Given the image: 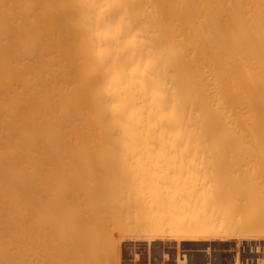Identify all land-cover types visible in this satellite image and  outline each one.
<instances>
[{"label":"bare ground","instance_id":"obj_1","mask_svg":"<svg viewBox=\"0 0 264 264\" xmlns=\"http://www.w3.org/2000/svg\"><path fill=\"white\" fill-rule=\"evenodd\" d=\"M253 153L264 0H0V264H119L121 242L147 264H238L207 253L239 242L253 259Z\"/></svg>","mask_w":264,"mask_h":264},{"label":"rangeland","instance_id":"obj_2","mask_svg":"<svg viewBox=\"0 0 264 264\" xmlns=\"http://www.w3.org/2000/svg\"><path fill=\"white\" fill-rule=\"evenodd\" d=\"M263 154H264V153H263ZM263 154H260V153H253V154H250V157H251V158H252V157H257L256 159L259 160V163H257V164H260L259 166L261 167V165H262V161H261V163H260V159H259V157H260L261 159L264 160V156H261V155H263ZM231 155H232V156H235V155H233V154H231ZM231 155L228 154V156L232 157ZM239 155H240V154H239ZM247 155H248V154H247ZM247 155L245 154V155H243V156H247ZM204 156L207 157L206 155H204ZM208 156H209V155H208ZM214 156H217V157L215 158ZM220 156H222V155H219V156H218V155H210V158L212 157L215 161H216V160L218 161V160L220 159ZM225 156H226V155H224V157H225ZM236 156L238 157V154H237ZM236 156H235V157H236ZM197 157H199V156H196V158H197ZM205 157H204V159H206ZM218 157H219V158H218ZM222 157H223V156H222ZM237 157H236V159H237V161H238V158H237ZM241 157H242V156H241ZM241 157H239L240 160L243 159V158H241ZM248 157H249V156H248ZM248 157H246V158H248ZM196 158L193 157V158H192V159H193L192 161H193L194 163H197V162L199 161L200 164H199V162H198V164H199L200 168H199V166H198L197 164H194L193 162H191V163H193V165H194V166L192 165V167H195L196 169H197V168H198V169H202V168L204 169V167H206V164L203 165L202 163H204V161L206 162V160H204V159H203V156H202V159H203L204 161L201 159V157H200V159H197L198 161H194ZM212 158H211L210 160H212ZM232 159H234V158H232ZM232 159H230V158H229V160L227 159L228 161H230V160L232 161V163L229 162L230 164H233V162H234ZM207 160H208V157H207ZM214 160H212L211 162H213ZM221 160H222V159H220V161H221ZM201 161H202V163H201ZM215 161H214V162H215ZM217 161H216V162H217ZM220 161H219V162H220ZM242 161H243V160H242ZM242 161H241V163H242ZM244 161H245V157H244ZM248 161H253V160L251 159V160H248ZM254 161H255V159H254ZM209 162H210V161H208V163H207V167H206V169H208V164H209ZM223 162H224V161H223ZM223 162H222V161L220 162V167H219L218 165H217V166L212 165V166H213V167L215 166V167H217L218 169L220 168L218 171L223 170L224 168L221 167V165L224 164V163L226 164V162H224V163H223ZM235 162H236V161H235ZM246 162H247V161H245V163H246ZM257 162H258V161H257ZM191 163H190V164H191ZM241 163H240V164H241ZM245 163H244V166H248V164H247L248 162L246 163L247 165H245ZM254 163H255V162H254ZM210 164H211V163H210ZM210 164H209V166H211ZM212 164H214V163H212ZM227 164H228V163H227ZM235 164H236V163H234V165H235ZM249 164H250V165H249L248 167L251 168V167H252L251 165H252L253 163H250V162H249ZM201 165H202V167H201ZM237 165H238V164H237ZM255 165H256V164H254V166H255ZM223 166H224V165H223ZM227 166H228V165H227ZM230 166H231V165H230ZM230 166H229V167H230ZM239 166H240V165H239ZM239 166H238V169L241 167V166H240V167H239ZM259 166H258V167H259ZM192 167H191V168H192ZM213 167H211V168L213 169ZM236 167H237V166H236ZM242 167H243V166H242ZM248 167H247V168H248ZM211 168H210V169H211ZM221 168H223V169H221ZM225 168H226V167H225ZM245 168H246V167H245ZM255 168H256V167H255ZM255 168H254V169H255ZM203 169H202V170H203ZM206 169H205V170H206ZM230 169H231V168H229V170H230ZM233 169H235L234 166H232L231 171H233ZM240 169H242V168H240ZM254 169H252V172H253ZM261 169H262V167H261ZM261 169H258V170L261 171ZM202 170H201V174H204L203 176H204V179H205V181H204V183H205V182H207L208 179H209V178H208V179L206 180V178H207V177H210L211 174H209V173H207V172L205 171V172L207 173V177H206V176H205L206 173H203ZM216 170H217V169H216ZM224 170H225V169H224ZM224 170H223V171H224ZM229 170H228V171H229ZM242 170L245 171V169H242ZM249 170H251V169H249ZM262 170L264 171V167H263ZM197 171H199V170H197ZM207 171H208V170H207ZM223 171H221V173H222ZM225 171H227V170H225ZM225 171H224V172H225ZM228 171H227L226 173H222V174H223V175H222L223 177H220V176H221L220 174H219L218 176H219L221 179H223V178L225 177L224 175H226L227 177H228V176H231V175H228V174H227ZM238 171H239V170H238ZM238 171H237V173H238ZM255 171L257 172V169H256ZM192 172H196V171H194V169H193ZM192 172H191V173H192ZM208 172L211 173V171H208ZM212 172H215V171H212ZM216 172H217V171H216ZM216 172H215V173H216ZM229 172H230V171H229ZM246 172H247V170H246ZM248 172L251 173V171H248ZM198 173H199V172H198ZM198 173H197V174H198ZM218 173H220V172H218ZM218 173H217V174H218ZM235 173H236V170L234 171V174H235ZM244 173H245V172H244ZM258 173H259V172H258ZM258 173H257V175H258ZM261 173H264V172L261 171ZM181 174H183V172H181ZM197 174H194V175H197ZM201 174H200V177H201ZM213 174H214V173H213ZM213 174H212V175H213ZM217 174H216V175H217ZM229 174H231V173H229ZM239 174H240V173H239ZM242 174H243V172L241 173V175H242ZM245 174H247V173H245ZM245 174H243V176H244ZM253 174H254V172H253ZM253 174H252V175H253ZM255 174H256V173H255ZM255 174H254V176H256ZM259 174H260V173H259ZM173 175H174V174H173ZM176 175H177V174H176ZM249 175H250V177H251V179H252L253 176H251V174H249ZM262 175H263V174H262ZM198 176H199V174H198ZM203 176H202V177H203ZM232 176H233V175H232ZM232 176H231V178H232ZM234 176H235V175H234ZM236 176H237V174H236ZM245 176H247V175H245ZM260 176H261V175H260ZM194 177H196V176H194ZM200 177H199V178H200ZM205 177H206V178H205ZM212 177H213V176H212ZM215 177H216V176H215ZM219 177H218V180L220 179ZM227 177H225V178L223 179V181L225 180L224 182H227V185H228V184L230 185V187H228L229 185L227 186V187H228L227 189L231 188V185H232V187H233L234 185H236V186L234 187L235 190H236V187H237V183H238V182L234 184L233 181H234V180L237 181V180H239V179H236L237 177H236L235 179H233V178H234V177H233V178H232L233 181L230 180V181L232 182V183L230 184V183H229L230 181H228V180L226 179ZM247 177H248V176H247ZM247 177H245V179H243V180L246 181V183L243 182V183L246 184V185L249 184V183H247L248 181L246 180ZM263 177H264V175H263ZM263 177L261 176L262 179H263ZM199 178H197V179H199ZM210 178H211V177H210ZM229 178H230V177H229ZM229 178H228V179H229ZM240 178H242V177H240ZM255 178H257V176H256ZM200 179H201V178H200ZM212 179H213V178H211V180H212ZM221 179H220V181H218V182L221 183ZM247 179H249V182H250V178L248 177ZM253 179H254V178H253ZM202 180H203V178H202ZM202 180H201V181H202ZM254 180H255V179H254ZM258 180H259V178L256 179V181L259 183V182L261 181V179H260L259 181H258ZM197 181H198V180H196V184L199 183V181H198V182H197ZM201 181H200V182H201ZM215 181H217V179H215ZM236 181H235V182H236ZM252 181H253V180H252ZM256 181H254V182L256 183ZM263 181H264V180H263ZM202 182H203V181H202ZM210 182H211V181H210ZM218 182H217V183H218ZM207 183H209V182H207ZM239 183H240V182H239ZM250 183H251V182H250ZM261 183H263V182H261ZM218 184H219V183H218ZM225 184H226V183H225ZM253 184H254V183H253ZM201 185H202V183H201L200 185H197V187H199V186H201ZM212 185H214V184H212ZM215 185H217V184L215 183ZM215 185H214V186H215ZM240 185H242V183H240ZM251 185H252V184H251ZM254 185H255V184H254ZM257 185H258V184H257ZM205 186H209V184H208V185L206 184ZM205 186L202 185V187H199L197 190H199L200 188H201V190H203V191H204V190H208V191H206V193H205V197L208 196L207 192L209 193V192L211 191L210 193H212V190H213L214 193H212V194H214V195H213V197H214L215 194H216L215 192H217V189H216V191H215V187H214V186L211 187V183H210V187H205ZM219 186H220V184H219ZM222 186H223V185L221 184V187H222ZM225 186H226V185H224V187H225ZM238 186H239V185H238ZM242 186H243V185H242ZM255 186H256V185H255ZM255 186H254V187H255ZM260 186H262V185H260ZM263 186H264V185H263ZM263 186H262V187H263ZM197 187H196V188H197ZM221 187H220V188H221ZM248 187H250V185H248ZM248 187H247V188H248ZM254 187H253V188H254ZM258 187H259V186H258ZM262 187H261V188H262ZM202 188H203V189H202ZM204 188H205V189H204ZM208 188H210V189L213 188V189L210 190V189H208ZM217 188H219V187L217 186ZM222 188H223V187H222ZM234 188H233L232 191H231L232 194L236 193V191H237V190L235 191ZM239 188L241 189V187H239ZM239 188H237V189H239ZM245 188H246V187H245ZM245 188H244V189L242 188V189L244 190V192L246 191ZM250 188L253 190L252 187H250ZM250 188H248V190H249ZM255 188L257 189V186H256ZM259 188H260V187H259ZM259 188H258V189H259ZM261 188H260V189H261ZM240 189H239V191H238V194L236 193V194H237L236 196H238L239 193H240V191H242V190H240ZM251 189H250V190H251ZM220 190H221V189H220ZM220 190H219V191H220ZM223 190H224V188H223ZM225 190H226V189H225ZM261 190H262V189H261ZM261 190H260V191H261ZM263 190H264V187H263ZM199 191H200V190H199ZM219 191H218V194H219ZM233 191H234V192H233ZM254 191H255V190H254ZM260 191H259V190H258V191L256 190L255 192H256V194H257V192H259V193H258V195H259V194H260ZM200 192L202 193V191H200ZM200 192H199V195H200ZM220 192H222V191H220ZM228 192L230 193V189L228 190ZM228 192H227V195H228ZM252 192H253V191H252ZM252 192H251V193H252ZM255 192H254V193H255ZM263 192H264V191H263ZM263 192H261V193H263ZM197 193H198V191H197ZM197 193H195V195H198ZM224 193L226 194V192H224ZM248 193H250V192H247V194H248ZM218 194H216V197H214L213 199L216 198L215 200H217V199L220 200V198L223 196V193H221L222 195L220 194L221 197H219V198L217 197ZM225 194H224V197L227 198L228 196H225ZM232 194H230V198H228L229 200L232 199V200L238 201L239 199H241V196H240V195H239V197H238V198H239L238 200H237V197L234 196V195H233V197H235V198H231V197H232ZM241 194L243 195L244 193L241 192ZM247 194H245V196H246L245 199L247 198ZM256 194H255V195H256ZM199 195H198V196H199ZM203 195H204V192H203ZM206 195H207V196H206ZM250 195H251V194H250ZM253 195H254V194H253ZM263 195H264V194H263ZM263 195L261 194L262 197H263ZM198 196H197V197H198ZM201 196H202V195H201ZM259 196H260V195H259ZM261 196H260V197H261ZM202 197H203V196H202ZM209 197H210V194H209ZM243 197H244V195H243ZM243 197H242V198H243ZM199 198H200V197H199ZM199 198H198V199H199ZM252 198H253V197H250V198H249V196H248L247 200H248V199H252ZM256 198H258V197L256 196ZM198 199H197V200H198ZM200 199H201V198H200ZM202 199H205V198L203 197ZM207 199H208V197H207ZM207 199H206V202H207ZM213 199H211L212 202L214 201ZM221 199H223V197H222ZM262 199H263V198H261V199L259 198L260 201H262ZM209 200H210V199H209ZM209 200H208L207 203H209V202L212 203V202L209 201ZM223 200H225V199H223ZM232 200H231V201H232ZM247 200H246L245 202H247ZM252 200H253V201H254V200L256 201L257 199H252ZM242 201H243V199H242ZM255 201H254L253 203H255ZM204 202H205V201H203L202 203H204ZM206 202H205L204 204H206ZM216 202H217V204H216ZM216 202L214 201L215 204H214V207H213V208H215V206L218 205V201H216ZM219 202H221V201H219ZM238 202L240 203V201H238ZM243 202H244V201H243ZM262 202H263V201H262ZM223 203H224V201H223ZM228 203H229V202H228ZM247 203H248V202H247ZM249 203H250V201H249ZM256 203H257V202H256ZM256 203H255V204H256ZM240 204H241V203H240ZM240 204H239V205H240ZM245 204H246V203H245ZM245 204H244V205H245ZM258 204H259V203H257V205H258ZM262 204H263V203H261V205H262ZM210 205H211V204H210ZM220 205H222V204L220 203L219 206H216V208H218V207H221V208H222V207H223V206H220ZM233 205H234V208H235V206H236L235 209H237L238 204H233ZM244 205L242 204V209H243V206H244ZM246 205H247V204H246ZM246 205H245V206H246ZM261 205H260V206H261ZM263 205H264V204H263ZM230 206H231V205H230ZM230 206H229V207H230ZM245 206H244V207H245ZM250 206H252V205L249 204V207H250ZM253 206H255V205H253ZM227 207H228V206H227ZM240 207H241V206H240ZM216 208H215V209H216ZM245 208H246V207H245ZM255 208H256V209H255ZM255 208H254V210H257V212H258V209H257L258 206H255ZM219 209H220V208L216 209V210H217V212H215L216 215H217L219 212H221ZM223 209H225V207H224ZM230 209H232V208H230ZM247 209H248V208H247ZM252 209H253V208H251V209L249 208V210H251L250 213L253 214L252 211H254V210H252ZM261 209H262V208H261ZM221 210H222V209H221ZM226 210H228V209H226ZM226 210H225V211H226ZM232 210H233V209H232ZM238 210H239L240 213L237 214L236 216H241V212H242V211H243V215H244L245 217L251 215V214H249V210H246V211H248V212H246L245 214H244L245 209H243V210H241V211H240V209H238ZM259 210H260V208H259ZM214 211H215V210H214ZM222 211H223V210H222ZM262 211H263V210H262ZM226 212H227V211H226ZM226 212H225V213H226ZM254 212H256V211H254ZM260 212H261V211H260ZM260 212H259V214H260ZM234 213L236 214L237 212H233L232 215H233ZM262 213H263V212H262ZM220 214H221V213H220ZM220 214H219V215H220ZM223 214H224V213H223ZM223 214H221V215L223 216ZM246 214H249V215H246ZM256 214H257V213H256ZM227 215H228V213H227ZM227 215H226V216H223V217H226V218H227ZM222 216H220V217H222ZM251 216H252V215H251ZM253 216H254V215H253ZM255 216H256V215H255ZM261 216H262V215H261ZM261 216H260V217H261ZM263 216H264V215H263ZM234 217H235V216H234ZM249 217H250V216H249ZM260 217H259V218H260ZM228 218H231V217H228ZM235 218H236V217H235ZM235 218H234V220H235ZM239 218H240V217H239ZM241 218L244 219L243 216H242ZM241 218H240V219H241ZM257 218H258V217H257ZM261 218H262V217H261ZM231 219L233 220V217H232ZM236 219H238V218H236ZM240 219H239V220H240ZM262 219H263V218H262ZM239 220H237L236 222H239ZM245 221H246V220H245ZM259 221H260V220H259ZM240 222H241V221H240ZM258 224H259V223H258ZM258 224H257V225H258ZM261 224H262V223H261ZM260 226H261V225H260ZM256 227H257V226H256ZM258 228H259V227H258ZM259 229H260V228H259ZM257 230H258V229H257ZM262 230H263V228H261V231H262ZM261 231H260V232H261ZM253 242H254V246L257 248V250H258V249H259V250H258L257 252L254 253L253 259H251V261L254 260V257H256V256H258V255L260 256V255L262 254V251H260V250H262L261 247H260V246H261L260 244H261L262 241H253ZM253 242H252V243H253ZM259 242H260V244H259ZM263 242H264V241H263ZM241 243H242V242H239V243H238V247H237V249H236V246H232V251H231V252H229V249L226 250V248H224V249H222L221 251H219V250H217V249H213V248H210V247H209V252L207 253V255H208L209 259H213V258H210V255H212L213 253H215V256L218 255L219 257L216 256V257H218V258H221V257L224 258V257H225V253H229V257H228L229 259L227 258V262H228V261L230 262V260L234 259V261H235V262L237 261L238 264H244V260H247V257H245V255L247 256V254H245V253H246V249L244 248V246L242 247V244H241ZM123 244H124V245H123ZM126 244H127V243H122V242H121L120 245H119V255H118L119 264H121V263H122V264H123V263H124V264H125V263H127V264H128V263H129V264H147V262L153 261L152 258H150V257L147 256L145 250L137 251V247H136L135 245L130 244V243H129L128 245H126ZM243 244H244V243H243ZM250 244H251V243H250ZM262 244H263V243H262ZM132 245H133V246H132ZM263 246H264V245H263ZM131 248H132V249H131ZM135 248H136V249H135ZM128 250H130V252H131L130 255H131V256H132V255L134 256V257L132 256L133 258H132L130 255H129V257H127V254L129 253ZM135 250H136V251H135ZM235 250H236V251H235ZM124 251H126V252L124 253ZM195 251H196V250H195ZM218 251H219V252H218ZM127 252H128V253H127ZM263 252H264V251H263ZM219 253H220V255H219ZM236 253H237V254H236ZM223 254H224V255H223ZM235 254H236V255H235ZM220 256H221V257H220ZM236 256H237V258H236ZM259 256H258V257H259ZM142 257H143V258H142ZM125 258H126V259H125ZM134 259H135V260H134ZM172 260H173V259H171V261H172ZM213 260L215 261V257H214ZM210 261H212V260H210ZM259 263H260V259H259ZM207 264H210V263L207 262Z\"/></svg>","mask_w":264,"mask_h":264},{"label":"crops","instance_id":"obj_3","mask_svg":"<svg viewBox=\"0 0 264 264\" xmlns=\"http://www.w3.org/2000/svg\"><path fill=\"white\" fill-rule=\"evenodd\" d=\"M263 242V241H262ZM263 256V257H262ZM245 257H247V260H244V264H251L250 262H249V260L251 261V258H249L248 256H246L245 255ZM259 259H260V263H258L259 262ZM263 260V261H262ZM263 262V264H264V252H262V254L260 255V257H258V256H256L255 257V259H254V261H253V263L254 264H261Z\"/></svg>","mask_w":264,"mask_h":264}]
</instances>
